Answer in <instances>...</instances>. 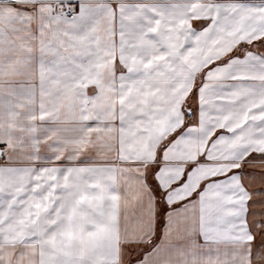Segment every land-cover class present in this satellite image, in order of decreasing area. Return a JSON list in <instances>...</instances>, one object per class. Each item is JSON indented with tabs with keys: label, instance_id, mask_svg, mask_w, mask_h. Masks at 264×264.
<instances>
[{
	"label": "snow or ice",
	"instance_id": "snow-or-ice-1",
	"mask_svg": "<svg viewBox=\"0 0 264 264\" xmlns=\"http://www.w3.org/2000/svg\"><path fill=\"white\" fill-rule=\"evenodd\" d=\"M0 264H264V0H0Z\"/></svg>",
	"mask_w": 264,
	"mask_h": 264
}]
</instances>
